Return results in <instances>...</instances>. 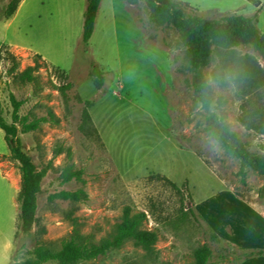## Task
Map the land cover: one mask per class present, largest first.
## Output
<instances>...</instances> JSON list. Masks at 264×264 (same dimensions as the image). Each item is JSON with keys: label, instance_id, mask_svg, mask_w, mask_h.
<instances>
[{"label": "rangeland", "instance_id": "rangeland-1", "mask_svg": "<svg viewBox=\"0 0 264 264\" xmlns=\"http://www.w3.org/2000/svg\"><path fill=\"white\" fill-rule=\"evenodd\" d=\"M11 1L0 0V123L16 126L22 152L47 174L32 234L23 236L17 222L12 256L0 257V264H12L22 246L26 258L36 246L58 251L70 239L98 246L127 215L140 217V232L152 234L155 243L128 240L83 264H198L206 244L213 251L211 263L234 264L233 249L259 250L248 249L258 247L238 220L246 215L236 212L239 203L251 205V196L241 198L249 194L258 195L264 208V176L248 172L241 180L239 162L208 137L176 31L149 24L141 0H102L86 47L88 0H24L9 23ZM178 1L186 14L208 19L222 18L216 13L240 3ZM208 10L215 14L203 13ZM258 30L264 34V17ZM93 64L106 75L102 93L87 76ZM202 75L221 122L264 158V57L244 46L212 47ZM68 84L73 88L67 90ZM86 102H93L90 124H84ZM66 165L81 171L85 186L61 184ZM162 178L192 194L199 221L182 219L180 212L191 207L186 191L177 194ZM6 186L18 195L21 174L0 130L3 229L13 215ZM80 189L86 193L83 202L50 201Z\"/></svg>", "mask_w": 264, "mask_h": 264}, {"label": "trees", "instance_id": "trees-1", "mask_svg": "<svg viewBox=\"0 0 264 264\" xmlns=\"http://www.w3.org/2000/svg\"><path fill=\"white\" fill-rule=\"evenodd\" d=\"M22 0H12L9 6L10 20L16 13ZM136 0H127V3ZM146 8L148 22L156 27H171L179 36L182 46L186 50V61L189 72L193 75L194 100L200 105L206 115L205 129L209 138L213 139L221 149L231 158L239 162L238 177L244 180L248 172L264 176V158L250 152L221 122L219 116L212 109V92L203 78L202 72L207 66L211 48L218 51L232 50L239 46L251 49L264 57V34L258 30L257 16L244 17L238 15L222 16L219 19H208L200 15H188L181 8L182 3L177 0H141ZM102 0H88L84 14L82 43L88 46L96 26V20ZM187 6V5H185ZM66 77V73L62 74ZM88 79L96 89L102 93L106 85L105 73L96 65H91ZM73 88L67 85V90ZM93 102H86L84 111V124H90L91 118L88 110ZM16 108V112H17ZM264 118V115H263ZM0 130L4 133V141L11 159L19 165L21 174V189L17 197L18 225L23 236L29 237L37 223L38 200L42 195V185L47 170H38L31 158L22 152L21 142L17 137V129L0 123ZM61 184L66 186L75 183L85 186L81 171H73V167L66 165L61 174ZM177 194H183L186 188H178L166 178ZM235 192H240L237 189ZM191 207L180 212L183 220L193 218L199 221L194 208L192 194L186 191ZM259 195H261L259 193ZM79 203L86 200V193L80 189L75 192H61L50 197V201ZM126 220L117 227L114 236L98 246H87L70 239L61 245L58 251L44 246H36L25 256L23 246L16 249L12 257V264H83L105 257L109 252L117 250L123 244L132 240L140 245L149 246L155 243L156 238L149 233L140 232L141 218L135 217ZM209 231V229L206 227ZM212 238L220 240L213 233ZM213 251L209 245H204L198 253V264H213L211 259ZM228 256V255H227ZM224 256L223 259H226ZM261 250L233 249L230 257L234 264H243L251 259L263 257Z\"/></svg>", "mask_w": 264, "mask_h": 264}, {"label": "crops", "instance_id": "crops-1", "mask_svg": "<svg viewBox=\"0 0 264 264\" xmlns=\"http://www.w3.org/2000/svg\"><path fill=\"white\" fill-rule=\"evenodd\" d=\"M178 1V0H177ZM24 4V0L21 1L15 15L7 21L9 23L13 22L22 6ZM235 8H231L228 6L225 13L217 12L216 14L220 16L225 15H238L244 17H253L257 16L258 23L262 22V18L264 17V0H240V3ZM216 10V9H214ZM203 13H214L210 10ZM215 14V13H214ZM19 49V48H17ZM23 50V49H20ZM40 56V55H39ZM10 188L6 186L5 195L8 197V202L11 205V209L13 210V215H11L8 224L5 229L2 228L0 230V257H11L12 256V245L14 241V235L16 232V224L18 222V214L16 212V208L18 210L17 197L10 194ZM251 196V205H247V203H239V210L237 213H244L246 216L241 218L238 216V220L245 227L247 231H249V237L251 242L255 243L258 248H248V249H259L264 251V208L260 204L258 195L249 194L241 196L242 199L245 197ZM17 204V205H16ZM19 213V211H18ZM17 217V219H16ZM219 237V236H218ZM220 238V237H219ZM243 264H264V256L260 258L251 259Z\"/></svg>", "mask_w": 264, "mask_h": 264}]
</instances>
